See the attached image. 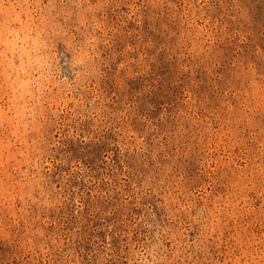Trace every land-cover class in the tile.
<instances>
[{"label":"rangeland","instance_id":"obj_1","mask_svg":"<svg viewBox=\"0 0 264 264\" xmlns=\"http://www.w3.org/2000/svg\"><path fill=\"white\" fill-rule=\"evenodd\" d=\"M0 264H264V0H0Z\"/></svg>","mask_w":264,"mask_h":264}]
</instances>
